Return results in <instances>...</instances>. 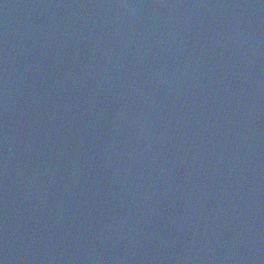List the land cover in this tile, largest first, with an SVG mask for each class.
<instances>
[{
	"label": "water",
	"instance_id": "water-1",
	"mask_svg": "<svg viewBox=\"0 0 264 264\" xmlns=\"http://www.w3.org/2000/svg\"><path fill=\"white\" fill-rule=\"evenodd\" d=\"M0 264H264V0H0Z\"/></svg>",
	"mask_w": 264,
	"mask_h": 264
}]
</instances>
